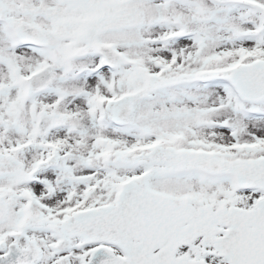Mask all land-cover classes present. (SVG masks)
Instances as JSON below:
<instances>
[{
  "label": "snow or ice",
  "instance_id": "6c2138e0",
  "mask_svg": "<svg viewBox=\"0 0 264 264\" xmlns=\"http://www.w3.org/2000/svg\"><path fill=\"white\" fill-rule=\"evenodd\" d=\"M0 264H264V0H0Z\"/></svg>",
  "mask_w": 264,
  "mask_h": 264
}]
</instances>
